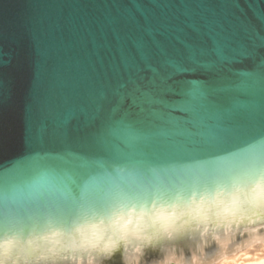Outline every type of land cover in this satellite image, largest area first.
I'll use <instances>...</instances> for the list:
<instances>
[{
  "label": "water",
  "instance_id": "obj_1",
  "mask_svg": "<svg viewBox=\"0 0 264 264\" xmlns=\"http://www.w3.org/2000/svg\"><path fill=\"white\" fill-rule=\"evenodd\" d=\"M178 63L207 80H177ZM205 84L209 98L185 99ZM261 137L264 0H0V236L91 226L93 264H212L264 242V223L205 233L194 219L264 183H204L264 166ZM120 224L145 239L100 251Z\"/></svg>",
  "mask_w": 264,
  "mask_h": 264
},
{
  "label": "clouds",
  "instance_id": "obj_2",
  "mask_svg": "<svg viewBox=\"0 0 264 264\" xmlns=\"http://www.w3.org/2000/svg\"><path fill=\"white\" fill-rule=\"evenodd\" d=\"M209 213L212 215L209 216ZM194 219L198 226L203 223L205 233L210 221L217 229L223 228L225 232L243 222L256 225L264 223V183H260L251 193L238 190L231 194H222L215 204L211 201L203 202L198 206ZM129 224L115 226V235L100 251L107 253L120 243L130 246L136 241H143L145 237L139 231L138 225L129 227ZM90 230L91 226H80L71 235L53 230L29 236L19 233L0 236V264H93L97 256L82 254V250L94 248L82 239ZM125 259L128 264H133L128 257ZM164 264H199V258L195 254L190 260L184 256L166 255ZM216 264H227L226 258L220 256Z\"/></svg>",
  "mask_w": 264,
  "mask_h": 264
},
{
  "label": "snow or ice",
  "instance_id": "obj_3",
  "mask_svg": "<svg viewBox=\"0 0 264 264\" xmlns=\"http://www.w3.org/2000/svg\"><path fill=\"white\" fill-rule=\"evenodd\" d=\"M228 54H229L228 49L225 48L222 44L218 43L217 47H216L217 59H219L220 57L227 56ZM238 66L239 65H236V64L229 65L227 60H225L223 63L224 69H228L229 67L238 68ZM210 70L215 71V66H212ZM175 71L178 73V75L176 76L177 80H181L185 77H188L191 79H196V80H204V81L207 80V76H203V75L199 74L201 69H197L196 72H191L187 68V66L184 64L178 63L176 68H175ZM186 92H187V96L185 97V99L191 100L193 103H201L204 100H206L207 98H209V96H210V91L207 88L206 84L200 86L199 95H196V96L192 95V85L186 86ZM175 98L179 99V97H175ZM167 99L171 100V99H173V97H167ZM176 115H182V116L187 117L189 114L187 112L177 111ZM77 118H78V114H74L66 120L67 127L69 130L76 123ZM79 119H81V120L83 119V114L79 115ZM130 131H133V130L130 129ZM261 138H264V137H261ZM85 167H87V165H85ZM257 173H264V166L259 167V168H256L254 166H250L247 170H244V171H240V170H237L234 168L231 170H227L220 175L212 173V174H209V176L206 178L204 183H205V186H207L209 184L228 183L236 177L250 178L252 176H255ZM150 199H151V197H150ZM34 224H35V222L33 220L22 221L18 225L19 231L20 232H31L35 229ZM66 228H67V226H66Z\"/></svg>",
  "mask_w": 264,
  "mask_h": 264
},
{
  "label": "bare ground",
  "instance_id": "obj_4",
  "mask_svg": "<svg viewBox=\"0 0 264 264\" xmlns=\"http://www.w3.org/2000/svg\"><path fill=\"white\" fill-rule=\"evenodd\" d=\"M253 249V250H252ZM244 252V256H240V262H238L239 264H264V242H256V243H254V244H252V245H250V246H248V247H246V248H243V249H241V250H239V251H237V252H241V253H243ZM258 252H262V254H258ZM240 253V254H241ZM233 254V253H232ZM232 254H230V255H232ZM230 255H226V256H224L225 258H226V260L228 259H231V258H229V256ZM236 255V254H235ZM252 255V256H251ZM238 255H236V256H234L233 255V257L235 258V257H237ZM248 256L250 257V258H248ZM230 257H232V256H230ZM239 257V256H238ZM241 257H246L244 260H243V258H241ZM233 259V258H232ZM232 259L231 260H229V261H231L230 263H235L234 261H235V259H234V261H232ZM239 260V259H238ZM237 260V261H238ZM217 262V261H216ZM216 262H214V263H212V264H216ZM229 263V262H228ZM227 263V264H228ZM237 264V263H236Z\"/></svg>",
  "mask_w": 264,
  "mask_h": 264
},
{
  "label": "rangeland",
  "instance_id": "obj_5",
  "mask_svg": "<svg viewBox=\"0 0 264 264\" xmlns=\"http://www.w3.org/2000/svg\"><path fill=\"white\" fill-rule=\"evenodd\" d=\"M252 250H253V249H252ZM242 252H243V251H242ZM240 253H241V252H235V253H233L232 255H230V256H232V257L229 256V258H231V259L233 258L232 261H234V259H235V261H234L235 263H233V262L230 263L231 261H229V260H231V259H229V260L227 259V260H226L227 263L229 262L228 264H236V263L239 264L238 262H240V260H241V259H240V256H244V252L241 253V254H240ZM235 254L238 255L239 257L237 256V257L234 258L233 255L236 256ZM258 254H262V252H258ZM251 256H252V255H251ZM251 256H250V257H251ZM250 257L248 256V258H250ZM241 258H243V260H244L246 257H241ZM238 259H239V260H238ZM246 259H247V258H246ZM237 260H238V261H237ZM240 263H241V262H240Z\"/></svg>",
  "mask_w": 264,
  "mask_h": 264
}]
</instances>
